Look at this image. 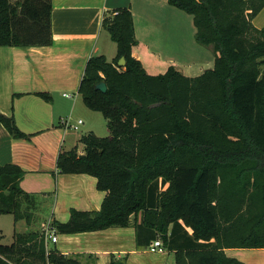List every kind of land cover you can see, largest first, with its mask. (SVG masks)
Returning a JSON list of instances; mask_svg holds the SVG:
<instances>
[{"label":"trees","instance_id":"obj_1","mask_svg":"<svg viewBox=\"0 0 264 264\" xmlns=\"http://www.w3.org/2000/svg\"><path fill=\"white\" fill-rule=\"evenodd\" d=\"M169 2L193 16L214 66L197 76L174 65L151 74L133 55L131 7L106 13L102 26L117 53L89 57L79 92L104 114L110 135L86 132L85 153L73 147L58 156L60 172L96 176L106 196L99 210L72 209L56 231L134 225L138 245L160 235L176 264H247L225 248H264V26L253 22L264 0ZM52 11V0H0V46L52 44ZM101 81L106 91L96 87ZM0 122L28 137L13 115L0 112ZM25 173L0 164V214L31 222L37 201L21 187ZM83 256L48 250L45 231L16 232L0 244V264H95ZM109 264L128 262L113 255Z\"/></svg>","mask_w":264,"mask_h":264},{"label":"crops","instance_id":"obj_2","mask_svg":"<svg viewBox=\"0 0 264 264\" xmlns=\"http://www.w3.org/2000/svg\"><path fill=\"white\" fill-rule=\"evenodd\" d=\"M52 1V44L0 46V112L13 115L18 127L28 134V137H14L0 122V164L20 165L26 171L21 187L36 193L35 208L42 207L48 212L40 226L33 227L23 218L26 220L23 233L43 232L48 226L57 230L55 222L68 221L72 209L102 207L106 191L98 188L97 177L60 172L58 156L60 151L73 147L85 153L83 143L79 147L68 142L70 129L64 127L62 119L71 115L78 105L79 97L75 93L79 91L89 57L102 53L112 60L117 53L116 42L102 26L106 13L131 7L138 39L133 55L151 74L164 73L171 65L183 73L192 72V68H198L199 55H205L204 47L200 46L195 49L196 57H183L184 30L188 27V31H194L196 26L191 14L171 5L169 0ZM138 17L145 23L141 28L136 21ZM253 22L257 27L264 26V8ZM205 58L207 65L214 66L215 56L213 60L211 54ZM182 59L187 64L182 66ZM40 92L51 94V100H46ZM56 234L57 241L47 239L48 250L66 255L84 254V261L95 264H109L113 255L126 257L128 264H176L175 252L165 245L162 251H151L150 245L156 238L138 245L134 225L77 233L56 231ZM225 251L247 264H264V248L227 247ZM88 254L92 256L87 257Z\"/></svg>","mask_w":264,"mask_h":264},{"label":"rangeland","instance_id":"obj_3","mask_svg":"<svg viewBox=\"0 0 264 264\" xmlns=\"http://www.w3.org/2000/svg\"><path fill=\"white\" fill-rule=\"evenodd\" d=\"M16 1V0H14ZM184 11V10H183ZM185 13V12H184ZM186 15V13H185ZM137 17V16H136ZM189 17H192L191 15ZM137 24L143 27L144 21L140 19L139 17L136 18ZM260 23V22H259ZM189 30L190 28L187 27ZM187 29L184 30V33L182 35L183 42L185 45L184 51V58H193L197 56V53H195L196 47H204V54L203 56L199 55L197 58L198 60V68L194 67L192 68V72L189 70H185L186 72L184 74L189 76H197L201 73H203L207 68H211L213 64H208V59L205 58L208 55L211 54V57L214 59V52L211 46H206L200 44L196 39V28L194 31ZM207 55V56H206ZM111 56V55H109ZM179 57V58H183ZM205 58V59H204ZM185 59H182L180 62L182 66L184 64H187V62L184 61ZM203 67V69L201 68ZM186 68V67H184ZM76 97H79V102L77 107L74 109V111L69 115L67 118L70 120L71 123L78 125V128H72L70 129V138L69 143L70 144H78L79 147L82 146V143L78 139L79 136H81L83 133H86L88 130H94L99 136L106 137L110 135V129L108 127V121L104 114L100 111L92 110L90 109L84 102L83 97L78 96L79 91L76 90ZM79 119L82 120V123H79ZM42 207L32 208V214L34 215L32 217V222H28L34 226L41 225L42 220H44V217H48V212L41 209ZM43 211V212H42ZM26 224L25 219H15V215L13 213H1L0 214V244H11L15 240V233L20 231L23 232L24 225Z\"/></svg>","mask_w":264,"mask_h":264},{"label":"built area","instance_id":"obj_4","mask_svg":"<svg viewBox=\"0 0 264 264\" xmlns=\"http://www.w3.org/2000/svg\"><path fill=\"white\" fill-rule=\"evenodd\" d=\"M64 95L72 96L70 93H64ZM78 122L82 123V120L79 119ZM62 124L64 125V127L68 128V129H72V128L77 129L78 128V125L71 123L68 118L62 119ZM45 234H46V239H49L53 242L57 241V239H58L57 234H56V229L53 226L46 227ZM150 249L153 252L164 250V242H163L162 238L161 237L156 238L151 243Z\"/></svg>","mask_w":264,"mask_h":264},{"label":"water","instance_id":"obj_5","mask_svg":"<svg viewBox=\"0 0 264 264\" xmlns=\"http://www.w3.org/2000/svg\"><path fill=\"white\" fill-rule=\"evenodd\" d=\"M125 64V59L121 58L119 61V65H124ZM98 89L102 90V91H106L107 90V84L105 81H101L97 84L96 86Z\"/></svg>","mask_w":264,"mask_h":264}]
</instances>
